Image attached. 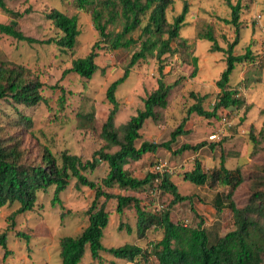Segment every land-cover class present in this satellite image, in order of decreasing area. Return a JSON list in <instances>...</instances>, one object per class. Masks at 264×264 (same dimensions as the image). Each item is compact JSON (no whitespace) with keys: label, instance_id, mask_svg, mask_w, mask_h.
<instances>
[{"label":"rangeland","instance_id":"obj_1","mask_svg":"<svg viewBox=\"0 0 264 264\" xmlns=\"http://www.w3.org/2000/svg\"><path fill=\"white\" fill-rule=\"evenodd\" d=\"M183 1L188 3V13L179 37L185 41V47L179 48L177 42H172L173 52L165 55L161 63L164 83L172 85L179 81V84L169 93L166 107L157 109L156 119L144 123L137 146L141 142L168 141L170 133L178 127L186 117L188 107L194 103L190 93L206 96L203 107L210 110L220 91L215 83L225 68V54L211 52L212 44L199 36L210 31L218 46L227 49L228 44L236 38L235 28L226 23L230 19V10L223 0H173L166 12L169 23L180 14ZM231 2L235 4L236 0ZM5 4L8 9L22 16L14 20L0 10V23L13 22L26 36L47 39L59 34L44 17L51 9L69 16L76 15L80 34L75 49L64 53L54 45H29L0 34V56L29 69L42 83L41 95L47 100L46 104L32 108L15 107L7 101L0 102V130L22 139L30 158H35L40 149L46 147L56 157L60 152L67 151L83 161L91 159L93 152L103 146L101 128L111 109L105 97L106 89L122 76L139 45L116 51H110L105 46L96 49L95 63L98 70L90 80L73 73L62 76V72L71 67V62L86 56L98 40L90 9L77 10L72 0H5ZM241 7L238 44L232 52L233 55H241L246 48H250L254 61L236 65L228 87L238 91L243 101L242 107L220 110L213 119L191 114L183 127L186 133L177 137L170 152L159 149L125 166L132 177L143 179L153 173L156 161H161L177 192L181 196L190 197V200L172 205V194L158 189L157 183H154L152 190L106 189V192L113 195L136 198L147 211L159 213L169 210L170 219L174 223L193 227L201 223L219 235L234 229L231 211L224 208L218 218L212 205L215 192L221 188L212 190L207 186L195 187L183 180V174L193 168L195 160L206 171L218 168L220 156L224 155L225 167L229 170L239 167L245 179L233 195L237 206L246 203L251 192V181L256 175L262 177L256 178L261 181L260 189L264 191V64L257 61L264 43V0H245ZM145 21L146 18L143 23ZM118 30V27L108 28L109 32ZM137 35L134 34L133 38L136 39ZM192 57L197 58L194 77H190L193 70ZM158 66L155 59L138 62L131 68L128 78L117 87L115 96L119 109L114 120L115 127H120L138 110L143 109V100L157 88V80L160 78ZM89 113L93 114V118L87 123L84 118ZM18 114L29 119L31 125L27 128L21 125ZM218 132H222L218 134V140L209 139ZM201 143L204 145L196 151H185L179 155L173 153L183 144L195 146ZM107 172V165L101 163L93 172H86L85 176L99 183ZM52 195L53 189L39 193L35 209L17 216L13 226L9 216L15 206L0 210V235L6 233L8 251L5 257L0 247V264H61L60 240L66 236L79 235L87 226L86 211L94 192L86 187H77L75 181H71L60 195V205H51ZM100 203L104 204L109 214L102 238L104 248L132 244L145 249L151 242L161 238V230L147 231L143 238L137 237L136 214L132 206L126 207L119 216L115 211V199H100ZM121 223L123 228L119 230ZM126 226L131 228V233L126 231ZM23 234L29 240L21 237ZM79 264L137 263L116 259L107 252H102L99 259L93 260L86 248ZM138 264H155V260L151 258L148 263Z\"/></svg>","mask_w":264,"mask_h":264},{"label":"trees","instance_id":"obj_2","mask_svg":"<svg viewBox=\"0 0 264 264\" xmlns=\"http://www.w3.org/2000/svg\"><path fill=\"white\" fill-rule=\"evenodd\" d=\"M223 1L230 10V19L226 20V23L235 28L236 38L228 44L227 49H223L218 46L210 31L199 36L200 39L212 44L211 52L225 54V68L215 83L220 91L216 94L211 109L207 110L203 107L206 96L190 93L194 103L188 107L186 117L170 133V139L161 143L141 142L137 146L144 123L149 119H156L157 109L166 107L169 93L179 84V81L172 85L164 83L161 63L165 55L173 52L172 42H177L176 46L179 48L185 47V41L179 37V31L185 23L188 3L183 1L180 14L169 23L166 12L173 4V0H72L75 9L82 11L90 9L92 25L97 32L98 40L86 56L74 59L71 67L62 72V76L73 73L82 79L90 80L98 70L95 63L96 49L101 46H105L110 51L131 49L136 44L139 47L131 55L122 76L110 83L106 89L105 97L111 109L101 128L100 137L103 146L93 152L91 159L83 161L67 151L60 152L56 157L46 147H42L35 158H30L29 152L23 147L22 139L0 130V210L15 206V210L9 216L12 226L15 225L14 220L17 216L35 209L39 193L53 189L50 201L53 206L61 204L60 195L68 188L71 181H75L77 187H86L94 192L93 200L86 211L87 226L79 235L66 236L60 240L61 264H79L86 248L93 260L99 259L102 252H107L116 259L137 264L148 263L151 258H154L155 264H263L264 191L260 189L261 181H257V178L262 179V177L255 176L251 181V192L246 203L237 206L233 195L245 179L239 167L233 170L225 167L224 155L220 156L218 168L206 171L201 163L195 160L193 168L183 174V180L195 187L207 186L212 190L221 188L215 192L212 205L218 218L224 208L229 209L234 222V229L224 235H219L217 231L201 223L194 227L174 223L170 219L169 210L153 213L143 208L134 197L106 192V189L114 187L129 191L152 190L154 179L158 177L157 187L163 192L172 194V205L190 200V197L181 196L177 192L168 173L161 175L150 173L143 179H137L130 175L125 166L131 161H139L145 154H154L159 149L170 152L171 145L176 142L177 137L186 133L183 127L191 114L213 119L220 110L242 107L243 101L238 96V91L229 88L228 85L236 65L254 61L250 48H246L241 55H233L232 52L238 44L241 3L245 0H236L235 4L231 0ZM0 10L14 20L22 16L8 9L5 0H0ZM44 17L51 22L59 34L47 39H36L24 35L13 22L0 23V34L29 45H54L62 53L73 51L80 34L78 17L66 15L56 9L49 10ZM145 18L146 21L143 23ZM109 27H118L119 30L109 32ZM136 33L138 35L135 39L133 36ZM148 58L155 59L159 64L160 78L157 80V88L143 100V109L138 110L126 123L117 128L114 125L119 109L115 96L117 87L128 78L131 68ZM191 60L193 70L190 77H194L197 71V58L192 57ZM42 86L29 69L0 56V102L7 101L15 107L25 108L46 104L47 100L41 95ZM92 118L93 114L89 113L84 121L90 123ZM19 123L26 128L31 125V121L22 115L19 116ZM203 145V143L195 146L183 144L173 153L179 155L185 151H196ZM101 163L107 165L106 176L99 183L88 180L85 173L93 172ZM100 199L105 201L115 199V211L119 216L126 207L134 208L135 233L138 238H143L147 231L154 230H161V238L151 242L145 249L132 244L104 248L102 238L109 222V214L104 204L100 203ZM122 228L121 223L119 230ZM124 228L131 233L129 226ZM6 237V233L0 235V247L4 250L5 257L8 255ZM21 237L29 240L24 234Z\"/></svg>","mask_w":264,"mask_h":264},{"label":"built area","instance_id":"obj_3","mask_svg":"<svg viewBox=\"0 0 264 264\" xmlns=\"http://www.w3.org/2000/svg\"><path fill=\"white\" fill-rule=\"evenodd\" d=\"M257 61L259 62V63H261V64H264V43H263V45H262V48H261V52H260V54H259V58L257 59ZM223 124H225V123H223ZM220 133H222V132H218V133H214V134H212L210 137H209V139L210 140H212V141H216V140H218L219 139V136H218V134L220 135ZM163 167H164V165H163V163H161V161H156V163L154 164V166H153V173L154 174H156V175H161V174H163V173H168L167 171H165L164 169H163ZM154 183H159V178L158 177H156L155 179H154Z\"/></svg>","mask_w":264,"mask_h":264}]
</instances>
